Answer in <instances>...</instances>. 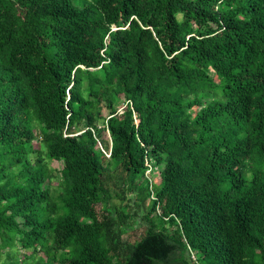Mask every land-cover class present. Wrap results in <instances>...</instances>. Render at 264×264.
<instances>
[{
    "label": "trees",
    "instance_id": "16d2710c",
    "mask_svg": "<svg viewBox=\"0 0 264 264\" xmlns=\"http://www.w3.org/2000/svg\"><path fill=\"white\" fill-rule=\"evenodd\" d=\"M189 247L264 264V0H0V264Z\"/></svg>",
    "mask_w": 264,
    "mask_h": 264
},
{
    "label": "rangeland",
    "instance_id": "374dc122",
    "mask_svg": "<svg viewBox=\"0 0 264 264\" xmlns=\"http://www.w3.org/2000/svg\"><path fill=\"white\" fill-rule=\"evenodd\" d=\"M50 165L54 168L57 166V164L54 161L50 162ZM146 173L150 177L151 181H156V182L159 181V175L157 173V170L152 172V169L148 168ZM53 180H56V179H53ZM113 202L119 203V200L115 199ZM138 226L139 225H136L133 229H130L127 233L124 234L123 238L130 239V240H136L139 237L140 230L142 229L141 226L139 227ZM4 260H7L6 252H2L0 256V261H4Z\"/></svg>",
    "mask_w": 264,
    "mask_h": 264
},
{
    "label": "built area",
    "instance_id": "2783aa9c",
    "mask_svg": "<svg viewBox=\"0 0 264 264\" xmlns=\"http://www.w3.org/2000/svg\"><path fill=\"white\" fill-rule=\"evenodd\" d=\"M108 155H109V154H108ZM189 251H190V258H191L194 262H196V264H199L198 261H197L196 252H195L193 249H191L190 247H189Z\"/></svg>",
    "mask_w": 264,
    "mask_h": 264
}]
</instances>
